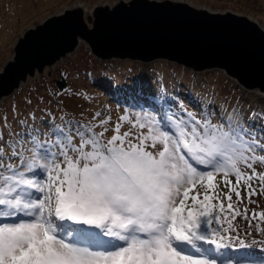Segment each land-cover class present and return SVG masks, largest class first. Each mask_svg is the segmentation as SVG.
<instances>
[{"label":"snow or ice","instance_id":"obj_1","mask_svg":"<svg viewBox=\"0 0 264 264\" xmlns=\"http://www.w3.org/2000/svg\"><path fill=\"white\" fill-rule=\"evenodd\" d=\"M208 107L0 130V264H264L235 223L264 235V210L238 207L264 195V128Z\"/></svg>","mask_w":264,"mask_h":264},{"label":"rangeland","instance_id":"obj_2","mask_svg":"<svg viewBox=\"0 0 264 264\" xmlns=\"http://www.w3.org/2000/svg\"><path fill=\"white\" fill-rule=\"evenodd\" d=\"M118 0H0V72H3L6 65L15 57V46L17 42L29 33V30L36 28L48 17L58 14L63 9L78 2L86 3L90 8L99 3H110L115 5ZM196 6H203L210 11H232L240 15L250 16L256 20L264 29V0H187ZM195 1V2H194ZM90 27L93 25L94 18L89 17ZM159 61L169 62L159 72ZM121 62L123 65H109L110 63ZM177 64L181 67H178ZM186 68L181 64L158 60L150 63L131 60H102L93 55L85 40H81L75 51L66 54L57 60L56 63L47 65L44 72L36 71L34 76H28V81L0 101V121H6V125H0V130L7 134L10 125L12 128H19L18 120H29L34 114L36 123L39 125L41 119L47 120L46 113H51L56 119L55 123H61V116L68 119L91 120L92 115L99 111L101 118L111 116V124L114 125L119 117L126 112L133 111H155L160 109V114L179 115L181 108L193 112L199 117L202 110L212 111L208 105H215L217 109L232 107L242 110L244 114L243 123L251 129L264 128V121L259 119L249 120L252 113L264 112L261 109L249 108L248 102L257 106L253 100L242 99V94L237 91L232 78L220 69L195 72L200 77L194 79ZM191 70V69H189ZM192 71V70H191ZM112 73L117 74L116 77ZM136 75L137 79H133ZM60 76H66L68 86L65 90H58L55 80ZM114 77V78H113ZM193 81L190 86L187 81ZM133 79V80H132ZM163 82V85L160 82ZM119 83H122L123 86ZM132 88L124 87V84ZM238 84V83H237ZM126 85V86H127ZM239 85V84H238ZM168 88L172 97L179 101L178 105L157 106L148 101L143 104L138 101L134 93L139 96L147 93H156V90L162 91V88ZM233 87V88H232ZM235 87V88H234ZM195 88V89H193ZM242 88V87H241ZM259 98L264 94L258 89L246 90ZM133 96V97H132ZM193 97L194 99H190ZM258 98V97H257ZM62 102V103H61ZM247 106L245 110L244 107ZM159 107V108H158ZM162 107V108H160ZM262 110V111H261ZM187 119L186 115L184 117ZM47 128V124L44 125ZM111 127V125H110ZM124 127L128 126L124 124ZM100 129H97L99 131ZM111 133H108L110 135ZM260 167V166H258ZM264 170V169H261ZM221 178L218 176L217 180ZM255 186V182H254ZM223 187V185H221ZM227 191V188H224ZM245 197L238 207L243 209L245 205L249 210H264V195H256L252 200L256 203H249ZM233 200L236 197L233 196ZM240 230L241 236H246V242L255 244L252 248L241 251L250 252L251 258L256 260L264 259V235L254 227H249L248 221L243 218H237L235 222ZM256 222L254 221L253 224ZM264 226V225H262ZM231 254H236L234 249L227 250Z\"/></svg>","mask_w":264,"mask_h":264},{"label":"water","instance_id":"obj_3","mask_svg":"<svg viewBox=\"0 0 264 264\" xmlns=\"http://www.w3.org/2000/svg\"><path fill=\"white\" fill-rule=\"evenodd\" d=\"M93 18L90 27L80 9L65 8L30 29L0 72V101L75 51L80 39L102 60L220 69L242 88L264 94V29L249 16L174 0H122L95 6Z\"/></svg>","mask_w":264,"mask_h":264},{"label":"trees","instance_id":"obj_4","mask_svg":"<svg viewBox=\"0 0 264 264\" xmlns=\"http://www.w3.org/2000/svg\"><path fill=\"white\" fill-rule=\"evenodd\" d=\"M195 2V1H194ZM158 63H160V70H159V72H161V73H165L164 72V70H162L165 66H168V64H170L169 62H165V61H159ZM116 64H118V66H121V65H123V63H121V62H116V63H110L109 65H116ZM172 65H177V64H172ZM178 67H181V66H179V65H177ZM182 69H184V70H187L186 68H182ZM189 73H190V75L194 78V79H197L198 77H200V75H198L197 73H195L193 70L191 71V70H187ZM117 74H114V73H112V76H114V77H116V78H114V79H116L117 81H115L116 83H118V80H119V78L116 76ZM133 79L135 80V79H137V77H136V75H134L133 76ZM132 79V80H133ZM182 80H184V81H187L186 83L190 86V84H192L193 85V81H190V80H185V79H183L182 78ZM55 82H56V86H57V88H58V90H65L66 88H67V86H68V80H67V78H66V76H60V78H57L56 80H55ZM228 84H229V86H230V84L232 83V84H234L235 86H236V90L237 91H239L241 94H242V99L244 98L245 99V101H246V99H249V100H253L254 101V103L257 105V106H255L253 103H249L248 104V102H245V103H247L246 105H249V108L251 107V108H253V109H258L259 107H264V97L263 98H259V96H254V95H252V94H249V93H245V91L241 88V86L240 85H238L237 83H235V82H230L229 83V81L227 82ZM119 84H121L122 86H123V84L122 83H119ZM128 83H125L124 84V87H126V88H132V86H130V85H127ZM127 85V86H126ZM194 87H197L196 85H193ZM233 88V87H232ZM193 89H195V88H193ZM131 93H134L133 95L134 96H136L137 98H138V101L140 102H142L143 104H147V102L148 101H151L152 103L154 102V104H156L157 106H160V105H162L161 103H162V101H164V98H162L161 97V91L159 90H156V93H147V94H145V95H141L140 94V96H139V94L137 93L136 94V92H131ZM166 94L168 95V94H170V91L168 90V88H166ZM133 97V96H132ZM258 97V98H257ZM190 99H194L193 97H191ZM140 102V103H141ZM159 108V107H158ZM160 108H162V107H160ZM244 109L246 110L247 109V106H245L244 107ZM259 109H261V108H259ZM264 109V108H263ZM262 111V110H261Z\"/></svg>","mask_w":264,"mask_h":264},{"label":"bare ground","instance_id":"obj_5","mask_svg":"<svg viewBox=\"0 0 264 264\" xmlns=\"http://www.w3.org/2000/svg\"><path fill=\"white\" fill-rule=\"evenodd\" d=\"M119 1H122V0H118L117 2H119ZM174 1H176V2H187L189 4H192V5L196 6L191 1H187V0H174ZM100 5H109V6H111L110 3H99V4L95 5V6H100ZM95 6H93L92 8H90L86 3H84V2H78L76 4H73L71 6H68L67 9H71V10H73V9H80L82 11L83 15H84V18L86 19V22L90 26V24H89L90 23L89 17H92L93 18V15H94V7ZM200 7H203V6H200ZM250 19L254 20L252 17H250ZM79 43H81V39L79 40ZM25 83L26 82H23L21 84V87Z\"/></svg>","mask_w":264,"mask_h":264}]
</instances>
